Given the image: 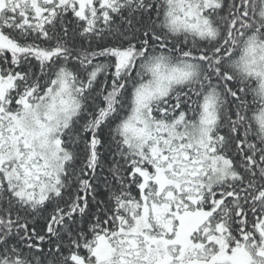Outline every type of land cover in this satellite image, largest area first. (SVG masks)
<instances>
[{"label":"snow or ice","instance_id":"obj_1","mask_svg":"<svg viewBox=\"0 0 264 264\" xmlns=\"http://www.w3.org/2000/svg\"><path fill=\"white\" fill-rule=\"evenodd\" d=\"M0 264H264V0H0Z\"/></svg>","mask_w":264,"mask_h":264}]
</instances>
